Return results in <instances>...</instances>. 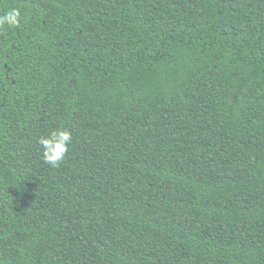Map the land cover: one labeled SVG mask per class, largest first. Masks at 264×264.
I'll use <instances>...</instances> for the list:
<instances>
[{
  "label": "trees",
  "instance_id": "16d2710c",
  "mask_svg": "<svg viewBox=\"0 0 264 264\" xmlns=\"http://www.w3.org/2000/svg\"><path fill=\"white\" fill-rule=\"evenodd\" d=\"M0 264H264V0H0ZM72 141L53 168L41 135Z\"/></svg>",
  "mask_w": 264,
  "mask_h": 264
},
{
  "label": "clouds",
  "instance_id": "9594fccd",
  "mask_svg": "<svg viewBox=\"0 0 264 264\" xmlns=\"http://www.w3.org/2000/svg\"><path fill=\"white\" fill-rule=\"evenodd\" d=\"M21 18L19 9H10L0 15V26H18ZM71 141L72 133L63 127L53 129L48 135H41L38 142L44 162L53 168L58 167L68 153Z\"/></svg>",
  "mask_w": 264,
  "mask_h": 264
}]
</instances>
